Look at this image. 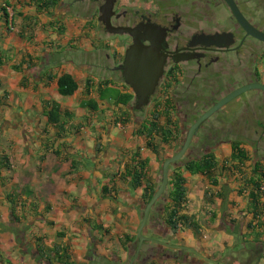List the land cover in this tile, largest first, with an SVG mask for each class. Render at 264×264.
<instances>
[{
    "label": "crops",
    "instance_id": "1",
    "mask_svg": "<svg viewBox=\"0 0 264 264\" xmlns=\"http://www.w3.org/2000/svg\"><path fill=\"white\" fill-rule=\"evenodd\" d=\"M7 4L13 7V31L9 30L10 23L3 10ZM29 4L30 0H0V62H5L0 66V264H40L37 239H43L48 247L55 244L70 247L72 264H132L145 209L143 192L133 191L120 180L115 199L105 198L103 189L110 186L113 176L138 152L150 161V177L160 183L161 161L166 160L162 156L167 147L162 145L160 155L154 154L147 148L146 139L137 133L146 117L134 113L130 123L117 122L114 116L120 113L119 109L99 102L95 90L91 97L98 101L100 110L81 108L86 100L87 79L109 78L96 77L94 67L83 58L78 64L74 59L59 61V58L68 45L70 27H80L73 32L87 52L104 51L107 50L104 46H112L105 41L99 45L93 18L78 19L74 9L64 10L65 1L50 14L38 13ZM52 26L65 27V35L52 34ZM64 73L71 74L80 85L75 96H60L57 79L49 86L45 84L49 74L60 77ZM120 90L128 93L122 87ZM78 94H82L80 100ZM52 101L73 114L74 118L64 123L66 132L59 133L45 117ZM75 127L80 128L77 134ZM221 146L227 150V156L221 159L218 152L215 154L222 165L232 155V144ZM244 147L249 152L248 145ZM186 177L187 213L203 221L204 238L198 242L190 231L174 234L164 222L163 213L161 222L174 236V244L191 248V239L195 240L197 244L192 249L218 264H264V248L262 252L252 248L256 238L248 225L253 215L248 210L247 197L238 195L236 178L224 176L217 188L207 181L208 192L224 195L209 203L208 192L200 194L205 196L200 198L202 201H192L196 199L191 191L192 176ZM168 203L165 195L153 209L150 224L157 219L158 208L163 207L165 212ZM184 233L190 234L185 238ZM151 250L146 246L134 264H189L181 254L166 262L154 255L149 258ZM194 258L202 264H213Z\"/></svg>",
    "mask_w": 264,
    "mask_h": 264
},
{
    "label": "flooded vegetation",
    "instance_id": "2",
    "mask_svg": "<svg viewBox=\"0 0 264 264\" xmlns=\"http://www.w3.org/2000/svg\"><path fill=\"white\" fill-rule=\"evenodd\" d=\"M115 1L112 25L115 28L137 29L144 47L153 48L162 60L163 74L149 106L137 110L136 95L125 84L120 69L127 51L134 43V37L112 34L99 21L106 0H82L83 5L88 4V10L94 16L97 15L95 29L113 38V41L118 39L116 43L110 38L103 39L101 35L99 43H116L123 50V55L117 51L115 55L107 57L113 60L109 74H121L128 92L135 96L130 106L141 116L147 117L159 102L164 106L169 95L177 108L175 119L179 127L180 144L183 142L184 145L191 127L221 101L247 86L264 87V41L253 34L258 32L264 35V0H233L246 26L239 21L226 0ZM147 37L152 41L146 40ZM202 141L207 144L209 141L216 142L218 145L234 142L264 145V89L249 90L204 122L183 160L200 159L201 156H197L194 150ZM208 150L202 156L215 152ZM158 209L157 219L151 221L145 233L151 238L173 241L174 236L164 228L162 217L160 219L164 213L163 207ZM157 231L159 234L156 235ZM173 245L180 248L169 250L146 243L140 255L149 246L152 249L149 258L155 256L160 261H170L176 257L175 254H181L189 263L193 257L202 259L199 257L202 254L195 249L176 243Z\"/></svg>",
    "mask_w": 264,
    "mask_h": 264
},
{
    "label": "trees",
    "instance_id": "3",
    "mask_svg": "<svg viewBox=\"0 0 264 264\" xmlns=\"http://www.w3.org/2000/svg\"><path fill=\"white\" fill-rule=\"evenodd\" d=\"M64 1L65 0H30L28 6L36 8L38 13L50 14L52 10L59 7ZM6 8L9 10L13 7L7 4ZM6 8L3 10L9 20V14ZM14 26L13 21L12 26L9 25V30L13 31L12 29L15 28ZM51 32L61 37L65 35L66 28L62 26H52ZM103 48L111 50L109 46H104ZM4 64L5 62H0V66ZM55 79H57V91L60 96L72 97L78 93L80 85L71 74L64 73L60 77L49 74L48 77L45 78V84L49 86ZM120 87L128 92V88L124 83H117L110 78L96 81L93 77H90L86 81L84 91L86 100L81 103V108L93 112L100 110L98 101L91 97L92 92L95 90L99 102H106L114 108L119 109L120 113H116L114 116L117 122L119 121L124 125L130 123L136 111H129V106L135 99V96L129 92H121ZM167 96V100L165 101L166 104L163 106V104L159 102L137 131L139 136L146 139L147 148L158 156L160 155L162 145L175 148L180 144L179 127L175 119L177 108L174 106V102L170 96ZM45 117L48 119L49 124L55 126L56 129L59 130V133L63 131L66 132L65 121H71L74 118L72 113L68 110H63L61 105L56 101H52L49 104L48 108L45 110ZM75 131L77 134L80 128L75 127ZM58 136L62 135L59 134ZM244 146L245 143L243 142L232 143V155L229 160L222 165L215 152H213L202 156L200 159L189 161L182 160L171 167L169 188L166 194L169 203L165 206L163 219L174 234L190 231L198 242L202 241L204 238L203 221L197 216L187 213L189 189L186 174L192 177L205 178L213 188H217L221 184L220 179L224 176L230 178L234 177L239 184L238 195L247 197L249 202L248 210L250 214L253 215V220L248 225L249 231H251L256 238L253 242V244L256 245L252 246V248L258 252H262L261 250L264 248V162L252 158ZM164 161L165 160L161 161L162 165ZM149 169V160H144L139 152L133 154L130 163L126 164L123 170H119L118 173L113 176L110 186L103 189L105 198H116L117 180H120L128 184L133 191H142V199L145 205H147L153 199L160 184L150 177ZM216 196L224 198V195H215L212 192H208L206 194L207 201L212 203ZM215 218L214 216L213 219ZM98 228L103 231L102 227ZM62 236V234H59V238H62ZM136 239L138 241V237ZM36 250L37 261L40 264H72L70 247L63 244H55L52 247H48L45 245L43 239H37Z\"/></svg>",
    "mask_w": 264,
    "mask_h": 264
},
{
    "label": "water",
    "instance_id": "4",
    "mask_svg": "<svg viewBox=\"0 0 264 264\" xmlns=\"http://www.w3.org/2000/svg\"><path fill=\"white\" fill-rule=\"evenodd\" d=\"M230 6L232 7L234 13L238 17L239 21L243 25L246 26L245 21L242 19L241 13L237 9L233 0H226ZM115 0H106V4L101 9V17L99 18L100 22H103L106 25L107 30L115 35H124L129 34L134 37V43L131 48L127 51L124 65L120 67L123 71V78L125 80V84L130 86L133 92L136 95V99L138 102L137 110H141L150 104V99L155 93V88L159 82L161 75L163 74V62L160 60L156 52H154L153 48L144 47L141 39L137 34V29L130 28H115L111 19L115 14ZM251 32V29H248ZM255 37L264 41V35L258 32L253 33ZM221 39V36L217 37ZM152 39L147 37L146 40ZM154 43V42H152ZM264 89L261 85L255 86H247L242 88L232 94L230 97L221 101L214 108L206 112L190 129L188 137L182 146L181 150L178 151L174 156L166 159L162 165V177L160 180V184L154 194L153 199L150 203L145 205V209L143 210V219L141 226L138 230V248L136 251V255L132 261V264L136 261L137 257L143 250V246L146 243H150L151 245L163 246L168 249H177L180 248L178 246L167 244L159 239L151 238L146 235V231L150 225V217L153 209L157 206L159 202L165 197L169 188V178L171 174V167L181 162L188 154L189 149L193 143L194 136L199 132L200 127L213 117L219 110H221L225 105L236 99L237 97L245 94L251 89ZM154 231V230H153ZM157 235V233H156ZM202 259H205L213 264H218L210 259L199 255Z\"/></svg>",
    "mask_w": 264,
    "mask_h": 264
},
{
    "label": "rangeland",
    "instance_id": "5",
    "mask_svg": "<svg viewBox=\"0 0 264 264\" xmlns=\"http://www.w3.org/2000/svg\"><path fill=\"white\" fill-rule=\"evenodd\" d=\"M138 1H140V0H138ZM79 2H80V4H78ZM65 3H66V4H64L65 6H63L65 8L64 10H67V9H70V7H73L74 14L78 17V19L79 18H82V19H85V18L91 19V18H93L94 23L95 24L97 23V17H96L97 15L94 16L93 12H91V10H88V4H86V5L84 4L83 5L82 0H79V1H76V0H65ZM131 3H134V2H131ZM70 28L71 29H69V34L67 36L68 45L65 47V51L61 53V57L59 58V61H66V60H71V59L73 60L74 59V60H76V62L78 64V63H81L80 61H82V58H83L85 62H88V64L90 66H93L95 68V69L94 68L92 69V72L99 79L108 77V78L113 79L117 83H120V84L123 83L121 74H119V73H111V74H109L110 71H111L110 68L113 66V62H112L113 60L111 58L110 59L107 58L108 56L115 55V53H117V51L121 52L122 53L121 55H123V50L121 48H119L118 46H116V43H117L118 39L115 38L114 41H113V40H111L113 38L107 36L103 32L102 33L98 32V30L95 29L94 34L96 35V40H98L99 37L101 38V35H102L103 39H109L110 38V41L116 42V43H112V47H111L110 51L100 50L99 52H97V50H96L93 53H90V52H87L85 50L87 48L85 46V44H82L79 41V39L77 38L78 34H75V32H73V31H76V30L79 31L80 27H78V29L75 28V27H70ZM73 39L77 40V41H72ZM99 45H103V43L100 42ZM77 52H79V55L76 54ZM97 62H98V65H97ZM89 70H91V69H89ZM80 82H81L82 85L84 84L83 80L80 81ZM81 98H82V94H78V99L80 100ZM240 100H242V99H239L238 101H240ZM230 106H232V105H230ZM230 106H229V109H230ZM137 115L140 118H143V116H141L139 114H137ZM206 130H209V128L206 129ZM183 136L185 137L186 134H184ZM205 144H207L206 141L205 142L202 141L200 143V146L195 148L194 151L196 152L197 156H201L202 157L203 153L207 149H209L211 152L212 151L218 152V155H220L221 159H224L227 156V150L223 149V147L221 146L223 144H219L218 145L216 142H210V141L208 142L207 145H205ZM182 145H183V142L181 144L177 145L175 148L167 147L165 149V152H163L162 159H167V158H170V157L174 156L178 151L181 150ZM245 145H248L249 152H250V155H251L252 158H254L256 160L264 161V145H253L251 143H246ZM161 177H162V175H161ZM190 179H191V184H192V186H191L192 195H193V197H196V199L192 200V201H196V202L202 201V199L200 200V198L202 197V196H200V194L201 193H206V192L209 191V190L206 189V187L209 186L207 180L202 178V177H191ZM202 198L205 199V196L202 197ZM207 228H209V227H207ZM189 234L190 233H184L183 237L186 238V237L189 236ZM207 236L209 238L208 240H211L209 235H207ZM160 239H161V241H163V242H165L167 244H170V245L174 244V241H169L168 239L165 240L163 238H160ZM194 241L191 239V248L196 247L197 241H195V242ZM207 241H205V242H207ZM211 242L213 244L215 242V239H213ZM137 264H142V263L138 262ZM189 264H202V263H200L196 258L193 257L191 259V263H189Z\"/></svg>",
    "mask_w": 264,
    "mask_h": 264
},
{
    "label": "built area",
    "instance_id": "6",
    "mask_svg": "<svg viewBox=\"0 0 264 264\" xmlns=\"http://www.w3.org/2000/svg\"><path fill=\"white\" fill-rule=\"evenodd\" d=\"M8 14H9L10 25L12 26V23L14 21V12H13V10L12 9H9L8 10ZM12 30H14V29H12Z\"/></svg>",
    "mask_w": 264,
    "mask_h": 264
}]
</instances>
